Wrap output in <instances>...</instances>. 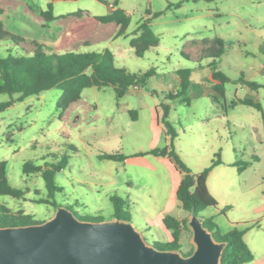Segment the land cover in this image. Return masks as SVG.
Returning a JSON list of instances; mask_svg holds the SVG:
<instances>
[{"label":"rangeland","instance_id":"rangeland-1","mask_svg":"<svg viewBox=\"0 0 264 264\" xmlns=\"http://www.w3.org/2000/svg\"><path fill=\"white\" fill-rule=\"evenodd\" d=\"M87 1L85 5L103 12L104 7L96 1ZM124 1L133 9L128 31L145 17L146 9L163 11L151 24L158 44L138 57L130 46L132 35L127 34L114 44L102 42L79 51L107 48L116 67L133 73L154 67L156 77L121 98L111 86L85 88L80 98L62 111L57 108L61 96L57 88L1 111L0 161L7 163L9 184L22 189L24 195L19 199L0 196V203L38 222L51 218L57 206L79 219L100 221L113 219L109 196L117 194L127 201L131 221L146 243L167 242L170 232L163 226L164 215L190 217L177 206L179 174L167 158L135 155L166 145L161 106L167 104V120L177 135L174 150L183 163L192 172L207 167L215 154L224 163L222 171L209 179V192L218 205L206 207L199 215H215L212 220L220 234L230 229L232 222L257 220V209L264 203V0H189L167 10L168 2L178 0ZM60 5L77 8L80 4L61 1ZM215 37L224 41L225 49L217 59V69L228 77L225 96L218 100L212 98L217 95L210 66L213 58L204 57L212 53L213 46L202 41ZM8 53H16L13 44L0 40V56ZM179 69L191 70L188 103L181 101L183 96L169 97L178 88ZM241 79L261 87L252 89ZM244 98L259 103L261 110L237 101ZM9 99V95L0 94V103ZM104 154L127 158L108 160L101 158ZM53 155L58 159L68 156L66 166L56 174L60 191L53 201L57 206L36 202L46 196L40 173L22 172L27 161L35 165L57 162ZM179 244L182 254L193 251L189 227L181 232Z\"/></svg>","mask_w":264,"mask_h":264},{"label":"trees","instance_id":"trees-1","mask_svg":"<svg viewBox=\"0 0 264 264\" xmlns=\"http://www.w3.org/2000/svg\"><path fill=\"white\" fill-rule=\"evenodd\" d=\"M189 0H178L177 2H168L167 7H180L184 2ZM194 2L199 0H192ZM210 1V0H205ZM261 1V0H254ZM110 13L96 16L95 18L102 22H114L118 29L114 35L115 38L125 35V29L130 23V16L118 6ZM162 11H156L151 16L150 12L145 13L146 17L142 19L132 32L130 46L138 57H142L144 53L151 47L156 46L159 42L158 36L152 31L150 22L153 18H157ZM45 21H51L55 17L52 12V5L49 4L45 11L41 12ZM0 40H8L13 46H18L23 39L5 29L4 24L0 21ZM204 43H211L213 46L212 53L204 57H212L210 64L212 67V78L216 81L213 90L217 95L212 98L218 100V97L225 96V83L228 79L226 74L217 69V59L225 52L224 41L215 37L213 39H202ZM211 47V46H210ZM210 48H207L208 51ZM16 50V49H15ZM19 52L15 54L8 53L0 56V94H7L10 99L0 103V112L11 107L14 102L23 101L25 98L38 95L43 91L51 88L61 90V96L57 103V108L65 110L70 103L80 98L83 89L88 87L103 88L111 86L114 88L116 97H123L131 88H143L149 79L157 74L156 68L150 67L145 71L129 72L125 68H118L114 65V55L109 49L101 52L80 53L68 51L63 53H49L37 46L32 54L25 49L19 48ZM179 79L178 88L175 94L170 98L181 97V101L188 103L189 98L186 96L191 83V70L179 69L176 71ZM244 84L252 87V89L260 88L255 82L240 80ZM241 104L252 106L261 110L259 103L252 99L244 98L237 100ZM162 116L164 133L167 143L161 148H153L145 153H137L135 155H153L155 157H167L173 163L175 169L182 175L178 187L175 191L177 205L183 211L190 214L193 210L199 213L206 207H216L218 203L210 194L207 188V177L211 170L220 164L221 158L215 154L210 164L198 173H193L181 160L174 150V140L176 132L171 123L167 120L169 113V105L162 104ZM135 112V110L130 113ZM158 119V116H157ZM58 159L56 155H53ZM101 158L108 160H124L127 157L121 154H104ZM67 155H63L55 163H44L43 165H35L32 162H25L22 165L24 174L40 173L46 189V196L36 199L37 203L52 204L57 206L54 201V195L60 191V187L56 183V174L67 164ZM6 161H0V196H10L14 199L23 197L24 192L20 188L13 187L9 184L6 175ZM109 200L113 206V218L131 220V214L127 207V201L117 194H111ZM228 208V207H226ZM224 211V210H222ZM203 224L209 228L218 241H224L226 246L221 257V264H245L253 259V254L246 244L243 235L244 229L238 224H234L225 233H218L217 224L210 218H203ZM82 220H94L87 218ZM31 215L23 212H12L4 204L0 203V227L19 226L37 223ZM163 226L170 232L171 240L167 242L154 243L159 249L180 248L179 238L183 230L187 229V219L177 218L172 215H164L162 218ZM215 229V230H214ZM190 254V253H188ZM185 254V255H188Z\"/></svg>","mask_w":264,"mask_h":264},{"label":"water","instance_id":"water-1","mask_svg":"<svg viewBox=\"0 0 264 264\" xmlns=\"http://www.w3.org/2000/svg\"><path fill=\"white\" fill-rule=\"evenodd\" d=\"M187 226L194 249L185 255L146 243L131 220H82L57 206L45 221L0 227V264H221L226 243L195 210Z\"/></svg>","mask_w":264,"mask_h":264},{"label":"crops","instance_id":"crops-1","mask_svg":"<svg viewBox=\"0 0 264 264\" xmlns=\"http://www.w3.org/2000/svg\"><path fill=\"white\" fill-rule=\"evenodd\" d=\"M61 1H75L80 5L77 8L64 7L60 5ZM94 1L104 7L103 12H100L97 6L91 5L89 7L85 5L88 2L87 0H0V21L4 24L5 29L23 39L18 46H14L17 52L20 51L19 48H23L29 54H32L37 46L42 47L43 50H48L47 52L49 53L80 52L81 47L92 46L93 48L102 42L106 45L116 43L115 41L118 37L114 38V34L118 26L114 22L102 23L95 17L110 13L116 7L114 2L117 1L118 6L130 16V23L125 29L126 36L120 37H127V34H132L138 23L128 31L131 24V16L133 15L131 6L125 3L124 0ZM49 4L52 5V12L55 18L51 21H45L41 12L45 11ZM165 9L169 8L165 5ZM147 11L150 12L149 16L153 14L150 9H146L145 13ZM145 17H141V20ZM159 17L153 18L150 25L153 24L154 20L159 19ZM156 75L153 77H156ZM163 85L166 87L164 80ZM154 111L157 120L158 109L156 106L154 107ZM166 158L163 157L162 159ZM169 165L175 169L171 161ZM222 165H224L223 162L216 165L207 177L206 184L210 192L212 191L209 186V179L211 177L214 178L218 174L219 169V171H222ZM175 171L179 174V179H181L182 175L176 169ZM215 211H219V209L217 208ZM214 216L211 215L210 217L203 218L214 219ZM257 216L258 219L255 221L230 223V228L234 224H238L245 231L243 238L253 254V259L245 264H264V203L263 206L257 209Z\"/></svg>","mask_w":264,"mask_h":264}]
</instances>
